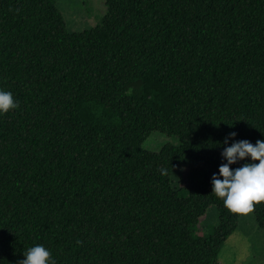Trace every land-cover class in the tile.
I'll list each match as a JSON object with an SVG mask.
<instances>
[{
	"label": "trees",
	"instance_id": "1",
	"mask_svg": "<svg viewBox=\"0 0 264 264\" xmlns=\"http://www.w3.org/2000/svg\"><path fill=\"white\" fill-rule=\"evenodd\" d=\"M104 5L73 31L55 0H0L17 102L0 114V264L37 243L56 264H218L240 217L210 192L222 141L264 140V0ZM154 132L168 139L144 148ZM252 213L264 230V202Z\"/></svg>",
	"mask_w": 264,
	"mask_h": 264
},
{
	"label": "clouds",
	"instance_id": "2",
	"mask_svg": "<svg viewBox=\"0 0 264 264\" xmlns=\"http://www.w3.org/2000/svg\"><path fill=\"white\" fill-rule=\"evenodd\" d=\"M16 107L12 93L0 89V114ZM235 135L229 132L222 141L224 146L219 156L223 162L210 177V192L222 200L228 212L248 214L253 211L254 204L264 202V140L257 139L253 144L239 139L229 144V138ZM239 161L243 162L238 167H229ZM160 171L163 173L165 169ZM22 257L18 264H56L50 251L39 243L26 248Z\"/></svg>",
	"mask_w": 264,
	"mask_h": 264
},
{
	"label": "rangeland",
	"instance_id": "3",
	"mask_svg": "<svg viewBox=\"0 0 264 264\" xmlns=\"http://www.w3.org/2000/svg\"><path fill=\"white\" fill-rule=\"evenodd\" d=\"M55 2L69 29L73 31H80L99 24L105 13L104 0H55ZM167 139L160 133L154 132L143 142L142 146L157 150ZM169 141L176 143L174 138ZM182 176L185 177L184 174ZM184 193L185 189L181 190V194L184 195ZM217 216L215 207L210 206L206 210V216L200 218L199 227L194 233L208 235L217 225ZM217 262L218 264H264V230L256 226L252 212L240 214L236 229L228 235L219 249Z\"/></svg>",
	"mask_w": 264,
	"mask_h": 264
}]
</instances>
